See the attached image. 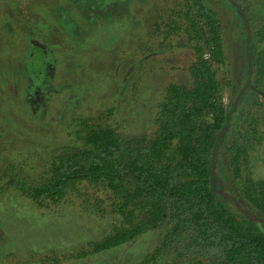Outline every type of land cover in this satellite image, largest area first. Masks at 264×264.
<instances>
[{
  "label": "trees",
  "instance_id": "obj_1",
  "mask_svg": "<svg viewBox=\"0 0 264 264\" xmlns=\"http://www.w3.org/2000/svg\"><path fill=\"white\" fill-rule=\"evenodd\" d=\"M224 1L237 15L245 53L247 47L242 86L228 69L218 12L208 0H176L157 31L167 39L184 35L196 59L188 70L191 84L166 87L151 136H125L103 118H79L71 123L70 142L39 175L32 176L21 162L0 174L2 189L41 210L59 209L76 197L94 212L107 203L98 194L108 199L120 222L87 250L65 260L125 253L157 234L158 246L143 264H264V176L259 173L264 151V96L259 90L264 84V24L254 26L246 0ZM51 8L54 20L66 28L63 9L56 3ZM36 45L29 50L41 51V62L35 65V55L25 64L35 77L46 56ZM48 62H54L55 84L60 63L52 56Z\"/></svg>",
  "mask_w": 264,
  "mask_h": 264
},
{
  "label": "rangeland",
  "instance_id": "obj_2",
  "mask_svg": "<svg viewBox=\"0 0 264 264\" xmlns=\"http://www.w3.org/2000/svg\"><path fill=\"white\" fill-rule=\"evenodd\" d=\"M28 1L32 2L30 14L20 7L14 21L21 22L37 42L47 44L54 56L65 62L59 64L61 71L53 84L60 94L49 88L41 99H33L35 103L27 100L25 82L16 79L17 68L28 71L24 63L32 62L35 55L34 63L39 64L41 51L30 52L35 43L28 44L22 30L15 27L13 33L7 34L6 27L0 26V174L8 165L21 162L32 176L39 175L46 162L70 142L71 123L79 118H103L125 136H151L156 130L157 103L166 87L171 83L191 84L188 70L196 56L187 46L186 37L167 39L157 31V25L175 8L176 0ZM208 2L225 28L231 77L242 86L248 52L246 47L245 53L237 15L224 0ZM246 2L254 26L260 28L264 24V0ZM54 3L58 8L65 3L71 5L80 28L94 30L89 36L74 33L78 41L63 37L53 13L45 11ZM100 4L103 13L92 9ZM22 12L27 14L25 19ZM61 22L68 30L73 28L66 17ZM47 28L52 32H46ZM220 75L223 77V71ZM63 84L66 85L61 87ZM259 90L264 96V84ZM262 155L259 173L264 176V151ZM1 186L0 264H42L47 258H58L60 264H143L147 254L158 246L159 236L154 234L125 253L117 250L87 259L65 260L70 254L87 250L120 222L108 208V199L98 194L99 200H107L106 208L96 207L94 212L76 197L59 209L41 210Z\"/></svg>",
  "mask_w": 264,
  "mask_h": 264
},
{
  "label": "flooded vegetation",
  "instance_id": "obj_3",
  "mask_svg": "<svg viewBox=\"0 0 264 264\" xmlns=\"http://www.w3.org/2000/svg\"><path fill=\"white\" fill-rule=\"evenodd\" d=\"M0 4H1V9H0V26H1V28L6 27L7 34L13 33L15 31V27L17 28L18 31L22 30L24 32V36H22V37L24 40H26V42L28 44H29V42L30 43L34 42L40 48H42V50L45 51V53H46V56L45 57L43 56V58H42V65H43L41 68L42 70H41V72H39L40 74L38 73L39 75H36V77L30 75L29 71L25 70L27 72V74H26L25 71H21L19 68H17L16 79L18 77V81H24L25 82L24 89H25L27 100L30 98V99H32V102L35 103V101H33V99L34 98L37 100L41 99V97L43 96V93H46L47 89L51 88V86L53 85L54 79H56V74H55L56 71L54 70V68H52L54 66V62L49 63L48 57L52 56L53 58H56L57 56H54L53 49L51 47H49L47 44L37 42L34 35L31 34L28 29L26 30L24 28V26L21 25V22L14 21V19H16V14L19 15L18 13H20L17 11V9L20 7L23 9V11L25 13L30 14V8H31L30 6H31L32 2L24 1V0H14V1H1ZM103 4H100L99 7H97V8H92V7L91 8L94 11L98 10V11H101V13H103L102 8H100ZM88 5L90 6V4H88ZM61 6H63V7L60 9H63V11L65 12V15L67 17L66 20L69 23H72V25H73V26L71 25L73 27L71 30L70 29L68 30L67 27L66 28H63V27L60 28V30L62 32L61 33L62 36L66 37L67 39L71 38L74 41H78L77 36H75L76 34H79V33L80 34H87V36H89L90 32H92L94 30L93 27H91V29L88 28L86 31H80L83 29H80L78 19L75 18L74 16H72V11H70L71 5H67L65 3V4H62ZM50 8L46 9L45 11L47 12V10H48V12L52 15V10H51L52 8L51 9ZM81 12H83V11L81 10ZM106 12H107V8L105 9V13ZM31 13H32V10H31ZM22 14H23V18L25 19V16H27V14H24L23 12H22ZM60 16H61V14H60ZM29 17H27V19H29ZM50 17H52V16H50ZM73 23H77V26H75ZM113 23H114V21L109 22L108 25H113ZM46 32H52V31H51V29L47 28ZM74 33H75V35H74ZM33 60H34V56H33ZM62 61L63 60L60 61L58 59L59 63H61ZM26 63L27 62H25L24 64H26ZM50 64L52 65V67L50 66ZM12 71H15V70L13 69ZM45 74L48 75L46 79L44 78ZM34 77H35V79H34ZM0 79H2V78H0ZM26 79H27V81H26ZM37 80H39L40 82H38L37 85H34L33 82L34 81L36 82ZM33 85H34V87L35 86H37V87L34 89L32 87ZM14 86H15V84H14ZM41 87H44L45 91H41ZM28 91H32V92L29 94V93H27Z\"/></svg>",
  "mask_w": 264,
  "mask_h": 264
},
{
  "label": "water",
  "instance_id": "obj_4",
  "mask_svg": "<svg viewBox=\"0 0 264 264\" xmlns=\"http://www.w3.org/2000/svg\"><path fill=\"white\" fill-rule=\"evenodd\" d=\"M230 3L234 4L233 0H228Z\"/></svg>",
  "mask_w": 264,
  "mask_h": 264
}]
</instances>
